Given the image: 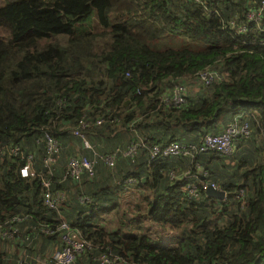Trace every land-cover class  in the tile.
Segmentation results:
<instances>
[{"label": "trees", "instance_id": "1", "mask_svg": "<svg viewBox=\"0 0 264 264\" xmlns=\"http://www.w3.org/2000/svg\"><path fill=\"white\" fill-rule=\"evenodd\" d=\"M259 1L0 5L7 33L0 34V264H52L64 245L63 221L89 244L71 264H100L101 254L116 258L105 264H264V11L248 19ZM205 68L221 79L198 82L191 96L186 87L179 106L169 101L175 84ZM235 116L251 133L238 136L229 154L150 157L154 144H199ZM81 119L92 149L73 134ZM45 133L60 143L50 167ZM133 142L137 149L125 155ZM75 144L78 151L69 148ZM117 149L114 166L99 160L93 176L65 177L71 156ZM27 163L33 175L22 177ZM116 164L122 177L112 190L100 187ZM43 180L63 193L56 208L43 203ZM203 183L225 199L208 196ZM128 188L146 205L108 228L103 215L118 209L112 195ZM151 226L167 228L171 242Z\"/></svg>", "mask_w": 264, "mask_h": 264}, {"label": "built area", "instance_id": "2", "mask_svg": "<svg viewBox=\"0 0 264 264\" xmlns=\"http://www.w3.org/2000/svg\"><path fill=\"white\" fill-rule=\"evenodd\" d=\"M200 2L201 0H193ZM264 11V0H260L257 6L256 12L252 11L248 14V19L258 20L259 16ZM246 28L244 25L238 26V32L244 33ZM221 79V75L210 68H205L200 71L197 75V80L199 83L208 85L213 80ZM186 86L181 83L175 84L170 94V102L179 106L183 104L186 100ZM100 120L96 123L100 124ZM88 125V122L84 119L79 121V128L73 131V134L78 136L83 142L84 148L92 149L88 139L81 132ZM251 133L250 126L247 121L240 120L239 116H235L232 120L224 127L223 131L218 134H206L203 136L199 144H189L183 145L177 141H172L167 144H154L150 147V157H173V156H189L193 157L196 153L205 152L209 150H214L222 154H229L233 151L234 141L238 136L248 137ZM43 143L45 147L44 163L47 167H50L56 162L57 157L60 152L59 141L51 134L45 133L43 138ZM139 143H131L125 150L124 154L132 156L137 149ZM20 151L18 147L12 148L11 153L17 154ZM120 152L119 149L108 153V154H97L94 153L93 158H88L83 155L71 156L68 159L67 168L65 171V177H70L75 180H80L82 175L93 176L95 165L100 160L108 167L114 166L115 158ZM20 175L22 177H28L33 175L32 170L27 163L25 166L21 167ZM44 187L43 193V203L49 208H56L59 201L63 199V193L55 192L50 190L51 183L48 180H43ZM211 184L214 188L217 186L213 183H203L201 187L206 190L207 186ZM188 191L190 195L196 196V186L195 184L188 185ZM83 200V199H81ZM58 229L62 231L63 247L56 250L52 256V264H71L75 260V256L78 252L82 251L89 244L83 239L77 231H74L69 227L66 222H61ZM100 264L112 263L115 261V257L111 258L106 254H101L99 256ZM27 264V263H22ZM49 264V263H46Z\"/></svg>", "mask_w": 264, "mask_h": 264}, {"label": "rangeland", "instance_id": "3", "mask_svg": "<svg viewBox=\"0 0 264 264\" xmlns=\"http://www.w3.org/2000/svg\"><path fill=\"white\" fill-rule=\"evenodd\" d=\"M6 1L8 0H0V5L4 4ZM9 1H15V0H9ZM0 34L3 36L7 35V33L3 30H0ZM63 40H64V37L60 36L59 41H63ZM188 79L189 80L188 82H185V85L187 87V95L191 96L192 93H194L198 88V81H197V78H193V79L188 78ZM113 143L118 145L120 144V141L117 142V140H115ZM58 160L61 163L64 162V158L62 157H59ZM126 166L128 165H125L124 167ZM120 168L122 169V167L118 168L116 164L113 170L107 169L108 171L104 173L106 174V178L100 183V187H104V188H108L112 190L113 189L112 187L115 184H117L116 180H119L122 177V174L118 172V169L120 170ZM128 189L125 192L121 193L118 198H116L115 194L112 195L114 198V202L116 203L118 209L103 215L105 224L108 225L107 226L108 228L115 227L117 225V219L119 220V222H123L127 214L137 212L138 205L141 206L140 210H142L143 207L146 205V203L144 204L141 202V196L137 198L136 192L132 191L131 188H128Z\"/></svg>", "mask_w": 264, "mask_h": 264}, {"label": "water", "instance_id": "4", "mask_svg": "<svg viewBox=\"0 0 264 264\" xmlns=\"http://www.w3.org/2000/svg\"><path fill=\"white\" fill-rule=\"evenodd\" d=\"M205 192L208 196L219 199V200H223L226 197L225 191L218 189V188H214L211 184L207 186Z\"/></svg>", "mask_w": 264, "mask_h": 264}, {"label": "crops", "instance_id": "5", "mask_svg": "<svg viewBox=\"0 0 264 264\" xmlns=\"http://www.w3.org/2000/svg\"><path fill=\"white\" fill-rule=\"evenodd\" d=\"M69 148L71 150H73V151L74 150H77V151L79 150V148H78V146L76 144L74 146H69ZM151 228L154 230V232L155 231L159 232L158 234L161 235L162 240H166L168 242H171L172 238L168 235V234H170L169 230L168 231L164 230V229H167V228L161 229L160 227H156V226H151Z\"/></svg>", "mask_w": 264, "mask_h": 264}]
</instances>
